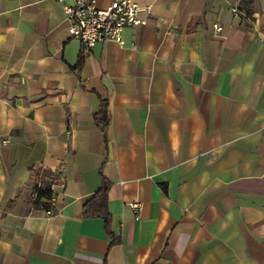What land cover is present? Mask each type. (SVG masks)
I'll return each mask as SVG.
<instances>
[{"label":"crops","instance_id":"crops-1","mask_svg":"<svg viewBox=\"0 0 264 264\" xmlns=\"http://www.w3.org/2000/svg\"><path fill=\"white\" fill-rule=\"evenodd\" d=\"M137 2L85 51L71 0H0V264H264V0ZM31 171L62 180L51 216Z\"/></svg>","mask_w":264,"mask_h":264},{"label":"built area","instance_id":"built-area-1","mask_svg":"<svg viewBox=\"0 0 264 264\" xmlns=\"http://www.w3.org/2000/svg\"><path fill=\"white\" fill-rule=\"evenodd\" d=\"M56 1L62 3L65 0ZM63 10L68 35L78 40L85 51L106 42L121 45L125 28L145 26L152 16L151 6L140 5L137 0H71ZM213 30L217 34L221 27L214 25ZM62 186L61 178L51 186L50 207L44 210L46 216L53 214L57 188ZM131 207L136 212L139 210L136 202Z\"/></svg>","mask_w":264,"mask_h":264},{"label":"trees","instance_id":"trees-1","mask_svg":"<svg viewBox=\"0 0 264 264\" xmlns=\"http://www.w3.org/2000/svg\"><path fill=\"white\" fill-rule=\"evenodd\" d=\"M84 57L80 55L77 67H80ZM95 125L101 130L103 140L107 142V129L109 120L107 116V103L100 101V106L93 113ZM58 179L57 173L48 171H31L29 180L30 202L33 208L46 210L50 207L51 186ZM106 191L107 185L103 183L102 188L92 197L90 203L84 207L85 216H97L103 218L106 228L108 227L109 215L106 211ZM108 230V229H107Z\"/></svg>","mask_w":264,"mask_h":264}]
</instances>
